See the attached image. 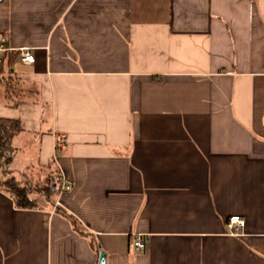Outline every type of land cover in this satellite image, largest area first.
Returning <instances> with one entry per match:
<instances>
[{
    "label": "crops",
    "instance_id": "0c3cea01",
    "mask_svg": "<svg viewBox=\"0 0 264 264\" xmlns=\"http://www.w3.org/2000/svg\"><path fill=\"white\" fill-rule=\"evenodd\" d=\"M3 37L38 95L0 102L22 129L0 182L25 149L24 182L72 190L22 209L0 188V264H264V0H0Z\"/></svg>",
    "mask_w": 264,
    "mask_h": 264
},
{
    "label": "trees",
    "instance_id": "16d2710c",
    "mask_svg": "<svg viewBox=\"0 0 264 264\" xmlns=\"http://www.w3.org/2000/svg\"><path fill=\"white\" fill-rule=\"evenodd\" d=\"M7 54L11 55L10 52ZM6 60L7 58H0V102L4 101L16 105L19 101L28 100L31 95L36 97L38 95L37 86L34 83H22L17 79L10 71V66ZM21 132L22 129L18 120L0 117V159L5 163L9 161L10 154L14 149V138ZM54 176V171L49 170L42 180L30 184L27 181L18 180L11 172L6 171L5 177L0 182V188L14 199L18 208L37 209L42 207L37 200L38 196L42 197L47 204H54L56 197L60 194L61 188ZM57 211L70 221L76 232L90 239L91 247L94 249L97 247L92 236L77 218L63 209L57 208Z\"/></svg>",
    "mask_w": 264,
    "mask_h": 264
},
{
    "label": "built area",
    "instance_id": "2783aa9c",
    "mask_svg": "<svg viewBox=\"0 0 264 264\" xmlns=\"http://www.w3.org/2000/svg\"><path fill=\"white\" fill-rule=\"evenodd\" d=\"M6 38H2L0 42V52H5L8 48L5 46ZM20 58L25 64H34L36 59L35 56L28 50L20 51ZM66 142V137L64 135H58L56 139V148L62 147ZM57 184L60 186L61 191H70L72 190V185L65 177L64 174H55L54 176ZM229 231L231 234H236L239 228H243L245 226V221L241 219L239 216H232L229 218L227 222ZM134 248L137 253H142L147 248V243L143 240L141 236H138L134 242Z\"/></svg>",
    "mask_w": 264,
    "mask_h": 264
},
{
    "label": "rangeland",
    "instance_id": "374dc122",
    "mask_svg": "<svg viewBox=\"0 0 264 264\" xmlns=\"http://www.w3.org/2000/svg\"><path fill=\"white\" fill-rule=\"evenodd\" d=\"M18 156H19V159H18L17 165H18V167L20 169V172L23 173L24 172L23 169H25V166H27V164L29 162H31L32 159H30V158H32V156L30 154L28 155L27 153H25V149H21V151L19 152ZM4 164H5V162L0 159V171H3ZM43 172L40 173V170L38 169V167L36 165H34L33 167L28 168V172L26 173V177L25 178H27V179L30 178L31 179V181L28 182V183L35 184L36 182L42 180L45 177V175L47 174V173H43ZM21 173H19V174H21ZM19 174L17 173L18 179L20 178ZM27 179H25V180H27ZM20 180H22V179L20 178ZM22 181H24V180H22Z\"/></svg>",
    "mask_w": 264,
    "mask_h": 264
},
{
    "label": "water",
    "instance_id": "95a60500",
    "mask_svg": "<svg viewBox=\"0 0 264 264\" xmlns=\"http://www.w3.org/2000/svg\"><path fill=\"white\" fill-rule=\"evenodd\" d=\"M99 264H106V254H105V252H101L100 253Z\"/></svg>",
    "mask_w": 264,
    "mask_h": 264
}]
</instances>
